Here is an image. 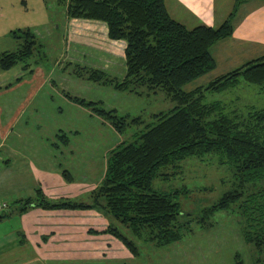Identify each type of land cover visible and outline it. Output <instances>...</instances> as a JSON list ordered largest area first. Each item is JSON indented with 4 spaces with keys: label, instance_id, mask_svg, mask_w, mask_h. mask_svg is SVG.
<instances>
[{
    "label": "rangeland",
    "instance_id": "374dc122",
    "mask_svg": "<svg viewBox=\"0 0 264 264\" xmlns=\"http://www.w3.org/2000/svg\"><path fill=\"white\" fill-rule=\"evenodd\" d=\"M8 1L11 6L9 14L17 19L11 21L9 26L0 27V53L19 46V40L10 35L11 30L18 28H30L42 47L26 61L8 70H0V206L7 204L0 211L12 210L9 216L3 218L7 222L0 224L3 226L0 230L6 232L14 229L18 243L17 246L11 245L7 257L0 260V264H235V258L241 259L244 264H264V251H258L243 240L239 218L231 210L226 211L229 213L216 212L211 216L210 221L216 224L212 228L196 227L194 232L169 244L156 246L150 241L134 238L138 247L136 255L110 233L89 232L91 229L99 230L106 220V224L119 227L122 233L131 237L121 223L105 210L79 211L81 213L78 215L67 213L64 234L61 232L62 238H59L63 246L53 248L51 258L36 260L38 250L31 249L33 238H29L30 234L25 231V219L29 214L30 222H33L37 217L36 208L46 209L31 206L26 210H14L12 199L21 197L22 192L26 195L23 197L34 196V192L29 194L30 190L41 187L50 201L89 200V192L98 187L104 176L109 150L120 142L133 140L137 130L142 128V124L132 125L124 132H117L92 107L114 109L120 116H141L148 123L152 120L151 114L167 112L174 102L161 90L152 92L144 87L137 88L136 92L140 94L117 91L110 84L91 81L87 78L88 73L79 76L73 72V65L77 62L82 66L104 69L111 77H122L125 69L124 56H121L123 47L117 46L120 49L115 53L117 56L108 50L114 40L108 39L105 24L95 23L101 26H93L91 21L79 19L67 23L63 7L56 5L54 0ZM216 2L219 9L218 5L222 6L226 1ZM241 7L234 11L233 6L234 15H239ZM6 27L9 29L6 30ZM211 50L214 51V47ZM223 65L225 70L228 64ZM223 65L217 71L189 82L184 89L206 85L226 72H223ZM67 94L97 103L83 105L71 100ZM205 101L221 102L225 112L243 113L250 108H264V88L241 81L225 91L207 92ZM20 106L26 109L24 114H19ZM34 111H40L41 115H36ZM6 131L10 132L8 139L27 140L22 149L26 165L34 164L42 167V171L35 168L33 173L27 170L30 174L24 178L16 172L17 176L12 177L13 167L20 164L19 161L15 162L17 152L11 155L12 167L4 171L1 139ZM63 133L67 135L66 144L54 135ZM66 150L73 153L66 154ZM35 152L41 158V163H34ZM181 163L180 167L178 162L175 166L160 169V172H170L172 175L166 179L163 176L155 177L151 187L164 192L177 190L173 198L179 205L182 222L198 216L204 207L217 202L225 192L235 188L233 168L229 163H221L217 153L206 154L203 159L190 158ZM60 165L71 174V181L62 175L57 180L53 171L52 175L44 173L52 167L60 169ZM94 181L97 182L93 186ZM86 182L91 185L86 186ZM190 212L193 214L185 215ZM71 217L72 220H69ZM40 220L43 231L38 233V243L44 248V243L49 244L51 236L59 231L48 216ZM48 222L51 226L45 231ZM23 237L27 242H21L24 241ZM50 248L48 246V252ZM33 251L37 256H32ZM62 253L64 257H61Z\"/></svg>",
    "mask_w": 264,
    "mask_h": 264
},
{
    "label": "trees",
    "instance_id": "16d2710c",
    "mask_svg": "<svg viewBox=\"0 0 264 264\" xmlns=\"http://www.w3.org/2000/svg\"><path fill=\"white\" fill-rule=\"evenodd\" d=\"M54 1L63 7L67 23L77 19L103 23L108 39L123 43L125 69L120 79L111 77L104 69L77 62L73 72L79 76L88 73L91 81L110 84L117 91L136 92L141 87L152 92L164 91L174 106L167 112L151 114L148 123L141 116H120L114 109L92 107L117 132L132 125L142 124V128L133 140L120 142L109 150L104 176L98 187L89 192V200L86 197L87 200L50 201L43 189L36 187L34 196L14 200V210L31 206L46 210H105L131 237L109 223L89 232L110 233L135 255L138 247L134 238L156 246L169 244L194 232L196 227L212 228L216 224L210 221L211 216L231 210L239 218L243 240L264 251V108L225 112L221 102L205 101L207 92L225 91L241 81L264 88V55L204 86L184 89L189 82L215 69L211 47L233 32L232 14L218 26L201 23L188 28L170 16L165 0ZM10 35L19 40V46L0 53L2 71L26 61L42 47L30 28L11 30ZM67 96L83 105L97 103ZM57 137L66 144L65 133ZM216 153L221 163H229L233 168L235 188L204 207L198 216L180 221L179 205L173 198L177 190L156 191L151 187L152 179L171 176L170 172H160L169 165L179 162L180 167L181 162L190 158L203 159L206 154ZM60 173L69 180L71 174L66 169ZM10 211L0 212V220L9 216ZM235 260V264H244L241 259Z\"/></svg>",
    "mask_w": 264,
    "mask_h": 264
},
{
    "label": "crops",
    "instance_id": "0c3cea01",
    "mask_svg": "<svg viewBox=\"0 0 264 264\" xmlns=\"http://www.w3.org/2000/svg\"><path fill=\"white\" fill-rule=\"evenodd\" d=\"M225 1L226 2L222 6L218 5L219 7L218 9L216 6V3H217L216 0H165L166 8L170 16L174 18L175 20H177L178 22L184 24L188 28H192L201 23L209 25V26H218L224 20H226L230 14H232L231 17H232V24H233V32L229 36L216 41V43H214V45L212 46L214 47V51L211 50L212 55L216 61V67L214 70H212V72H215L218 69H220L219 67L222 66L224 63L228 64L225 70L226 72H229L243 65L246 61L250 59L257 58L259 56L264 55V0H225ZM9 3L10 2L8 0H0V10H1L0 27L5 26V25L9 26L11 21L15 22V20L17 19V17L9 14V10L11 8V6L9 7ZM240 5H242V7L240 8V13L238 16H236L237 13H235L234 15V11L237 10L240 7ZM233 6L235 7L234 11H232ZM95 23H99V22H92L93 26H101V25H94ZM8 29L9 27H6V30ZM117 46L121 48L123 47V43L121 41H114L108 47V50H110L116 56L117 54L115 53L117 52V50H120ZM121 51H122L121 56L123 57V48ZM122 60L124 61V58H122ZM225 70H224V65H223V72ZM31 83L33 85L35 84L42 85V83H38V82H31ZM18 110H20L19 114H24L26 112V109L25 108L23 109L22 106H20ZM35 114L41 115L40 111H36ZM56 130L58 131V129ZM9 134L10 132L6 131L5 135L1 139L2 148H4V157L1 160L3 168H5L4 171L12 167L10 165L12 163L11 155L16 152L18 153V156L15 158V162L19 161L20 164L18 167H15V168L13 167L12 177L17 176L16 175L17 173L24 178L28 174L33 173V170L35 168L41 170L42 167L41 168L39 166L36 167V165L34 164L26 165L25 152L22 149L25 146L27 140L24 139L23 141V138H20V141H17L15 139H8V137H10ZM23 135H25L26 137L27 134L24 132ZM54 135L57 136V134H54ZM71 151L72 150L70 151L66 150L65 152L64 151L63 152L66 154H68L69 152L73 153ZM37 162L41 163L42 160L41 158L37 156V152H35L34 163L36 164ZM54 168L55 167H52L51 169H47V171H44V173H50V175H52V171H53L54 174L56 175V179L58 180V178L61 176L60 171L62 169V166L60 165V169H54ZM27 170H30V173H27L26 172ZM68 178L70 181L72 180L71 175L68 176ZM96 182L97 181H94V183H92L93 186L96 184ZM85 185L89 186L91 185V183L86 182ZM35 189L36 187L32 188L29 194H31L32 192H35ZM22 194L23 195L21 197H18L12 200L14 201L16 199L25 198L23 196H26V195H24L23 192ZM5 207H2L1 205L0 209L3 210ZM67 213H73V215H78L81 212L79 211H74V212L68 211L67 212V210H50L49 211V210H43V209L38 210L36 208L37 217L33 219V222H30L31 217L29 216V214L26 215V219L24 216V219L26 222L25 231L30 234L29 238H33L31 249L38 250L39 257L37 258L35 257L36 260H42L43 257L51 258L53 256V254H51L53 252V248L55 247L60 248L63 246V243L60 240L62 238L61 232L62 234H64V228H65L64 223H66L65 220L68 219ZM47 216L50 218V221L56 224V227H57L56 229L59 232H55L51 236L49 244L44 243V248H43V246H41V243L40 244L38 243V233L43 231L42 221L40 219L42 217L47 218ZM5 220L6 219L0 220V224L3 222H7ZM69 220H72V217ZM104 221H105V224L103 222L102 226H100L101 228H103L106 225V220ZM50 226H51V223L48 222V225L45 224L44 230L46 229L45 231H47ZM2 227L0 226V229ZM21 242H27V241L26 239H24V241H21ZM28 243L30 242L28 241ZM12 244H14L15 246H17L18 244L14 229L6 231V232L3 230H0V260H5V258L7 257V253L11 249ZM37 245L38 247L36 249ZM48 246L51 247L49 249L50 253L47 251ZM42 248L43 250H41ZM34 252L35 251L32 252L33 253L32 256H34L35 254H36L35 256H37V253H34ZM61 257H64L63 253Z\"/></svg>",
    "mask_w": 264,
    "mask_h": 264
},
{
    "label": "built area",
    "instance_id": "2783aa9c",
    "mask_svg": "<svg viewBox=\"0 0 264 264\" xmlns=\"http://www.w3.org/2000/svg\"><path fill=\"white\" fill-rule=\"evenodd\" d=\"M5 206H6V204L3 203V204H2V207H5Z\"/></svg>",
    "mask_w": 264,
    "mask_h": 264
}]
</instances>
